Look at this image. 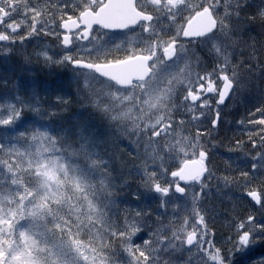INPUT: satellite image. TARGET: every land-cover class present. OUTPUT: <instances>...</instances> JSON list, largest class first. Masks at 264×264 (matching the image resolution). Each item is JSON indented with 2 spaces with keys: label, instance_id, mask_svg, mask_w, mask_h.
Returning a JSON list of instances; mask_svg holds the SVG:
<instances>
[{
  "label": "snow or ice",
  "instance_id": "snow-or-ice-1",
  "mask_svg": "<svg viewBox=\"0 0 264 264\" xmlns=\"http://www.w3.org/2000/svg\"><path fill=\"white\" fill-rule=\"evenodd\" d=\"M0 264H264V0H0Z\"/></svg>",
  "mask_w": 264,
  "mask_h": 264
}]
</instances>
